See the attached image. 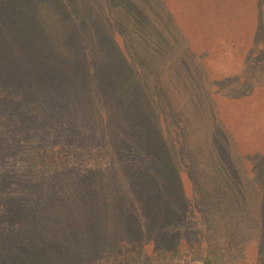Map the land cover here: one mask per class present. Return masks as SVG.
I'll list each match as a JSON object with an SVG mask.
<instances>
[{
    "label": "rangeland",
    "instance_id": "374dc122",
    "mask_svg": "<svg viewBox=\"0 0 264 264\" xmlns=\"http://www.w3.org/2000/svg\"><path fill=\"white\" fill-rule=\"evenodd\" d=\"M254 11L264 26V3L252 0H0V264H264L263 192H232L217 176L252 183L264 165L199 174L205 165H182L160 138L148 144L168 112L157 101L191 99V81L181 66L177 81L176 67L161 69L171 53L141 46L137 57L131 42L246 40ZM254 64L240 73L259 91L246 100L225 70L213 74L226 87L208 98L227 119L242 116L228 154L264 145V68ZM252 196L261 200L248 209Z\"/></svg>",
    "mask_w": 264,
    "mask_h": 264
},
{
    "label": "trees",
    "instance_id": "16d2710c",
    "mask_svg": "<svg viewBox=\"0 0 264 264\" xmlns=\"http://www.w3.org/2000/svg\"><path fill=\"white\" fill-rule=\"evenodd\" d=\"M252 2L264 3V0H252ZM254 16L257 19L256 27L251 31L250 36H247L246 40L243 39V37L216 36L209 38L206 40V45L199 47L194 46L193 41L188 38H167L156 41L153 38H146V40H143L141 37L132 34L131 42L136 48L137 57L139 54L137 48L141 46L144 48L148 47L150 50H160L165 53H171L172 59L169 57V63H171V65L169 64L170 67H167L166 64L160 67L161 69L168 68V70L176 67L175 73L178 75L177 78H175L176 81L181 79L177 70L178 66H181L180 73L189 71L188 79L191 81V85L188 88L186 87L185 93L188 94V97L191 95L192 98L182 100L179 98V95L177 98L175 96L173 98L172 96L170 100L169 98H163L157 101L158 103L156 106H158L160 112L166 107L168 112L166 115H163V112V114L159 113L160 128L156 130V137L151 135V132L148 131L147 140L148 144H150L153 142V139L160 138L161 140L158 141L160 145H166L184 153L181 155L182 165L183 163L185 165L189 163L190 165H205L206 170H198L195 166L199 174H203L204 172L209 174L210 168L216 165H264L263 144L242 155H237L235 150L232 152L230 151L231 154H228L229 147H227V144L232 142L235 144L236 138H239L236 128L238 127L240 131L243 128V123L240 121L242 116L239 117L240 120L236 121L227 119L232 112L228 110L225 111L226 107L223 106H221L222 109L216 108L214 101L208 98L210 94L216 95L217 91L220 92L225 89L226 86L222 87L217 84V81L222 80L213 75L218 71L223 72V70H225L223 72L225 74L224 83H227V86L232 84L241 86L239 90L240 97L246 100L249 96L255 97V95L259 94L257 86L247 84L249 82H244V78L240 75V73L245 74L246 72L249 74L247 68L252 66L249 65L250 62H255L257 65H261L264 68V26L261 13L259 11H254ZM97 40H99V38ZM62 41L69 47L72 41L71 36L64 37ZM156 42L157 44H155ZM184 43L189 50H187L186 53H180V49ZM218 65L221 66L219 70L217 69ZM142 67L143 69L139 67L140 75L141 72L144 73L145 71L144 66ZM203 77L205 78L203 79ZM158 81L159 79L156 77L155 81H152L144 87V100L148 94L155 91L157 93V86H159ZM153 85H155L154 88L156 89L151 90ZM176 92L177 88H174L173 93ZM226 102L232 104L238 103L235 101ZM246 107L245 113L247 112ZM236 109L238 115L243 114L244 109L241 106ZM140 145L144 144L138 143V146ZM237 150L239 151V149ZM243 152L244 150L241 149V153ZM252 172V183L248 182L247 176H245L244 173L241 185L235 183L234 177L230 176L231 174L229 173L219 172L220 174L217 176L223 177V181H231L230 185L232 186L230 190L232 192L237 188L240 189V187H243L245 193L250 191V194H255L257 191L263 192V194H261L262 198L264 195V174L256 181L253 178L255 177L257 179V175L261 172H259L257 168ZM223 186H225V182ZM252 198H254L252 199V203H250L251 199L244 202L248 209H251L252 205L254 207L257 205L255 200H261V198H255V196H252ZM260 209H264V202L261 204ZM64 254H67V252H64ZM21 262L23 264H28V259ZM202 264L220 263L216 257H203Z\"/></svg>",
    "mask_w": 264,
    "mask_h": 264
}]
</instances>
